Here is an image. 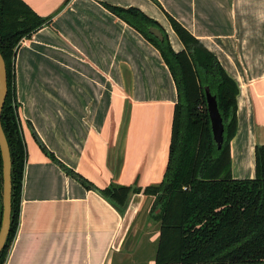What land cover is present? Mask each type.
<instances>
[{
    "label": "crops",
    "instance_id": "obj_1",
    "mask_svg": "<svg viewBox=\"0 0 264 264\" xmlns=\"http://www.w3.org/2000/svg\"><path fill=\"white\" fill-rule=\"evenodd\" d=\"M23 1L51 20L22 41L15 58L27 162L5 264H115L133 251L129 237L146 196L134 194L121 215L39 142L101 190L113 183L146 189L164 179L177 88L159 50L107 4L141 11L179 53L184 45L170 16L219 60L239 87L232 175L256 177V147L264 146V0Z\"/></svg>",
    "mask_w": 264,
    "mask_h": 264
},
{
    "label": "trees",
    "instance_id": "obj_2",
    "mask_svg": "<svg viewBox=\"0 0 264 264\" xmlns=\"http://www.w3.org/2000/svg\"><path fill=\"white\" fill-rule=\"evenodd\" d=\"M106 6L159 50L175 82L178 102L164 179L146 189L113 183L101 190L66 167L39 142L42 151L87 190L99 192L121 215H125L131 195L143 193L153 198L149 218L159 225L155 264H264V146L256 147L254 179L236 180L232 175L238 85L219 60L172 17L171 26L184 45L179 53L173 50L166 34L162 42L149 32L150 28L160 27L138 9ZM50 20L23 0H0V53L8 77L1 122L12 158L13 218L0 264L6 263L17 235L27 162L15 88L16 53L23 40L49 25ZM206 88L216 97L223 118L221 149L212 132ZM2 190L0 150V199ZM0 215L1 227L3 206Z\"/></svg>",
    "mask_w": 264,
    "mask_h": 264
},
{
    "label": "water",
    "instance_id": "obj_3",
    "mask_svg": "<svg viewBox=\"0 0 264 264\" xmlns=\"http://www.w3.org/2000/svg\"><path fill=\"white\" fill-rule=\"evenodd\" d=\"M149 32L158 40L162 42L164 41V35L161 30L157 28H150ZM7 95H8L7 69H6L5 60L0 53V150H1L2 162H3V190H2L3 216L0 227V255L2 254L7 244V240L10 234L11 224L13 220L12 218V158H11L10 147L1 122V115L7 99ZM206 98H207V105H208V111L210 115L214 140L217 143L218 149H221L224 141L223 118L218 108L217 99L215 96L211 94L209 88H206ZM133 195H131V198Z\"/></svg>",
    "mask_w": 264,
    "mask_h": 264
},
{
    "label": "rangeland",
    "instance_id": "obj_4",
    "mask_svg": "<svg viewBox=\"0 0 264 264\" xmlns=\"http://www.w3.org/2000/svg\"><path fill=\"white\" fill-rule=\"evenodd\" d=\"M145 196V200L143 201L136 221L134 222L135 226L129 237L128 243L131 245V248H133V251L131 252L132 254H123L118 258L116 257L115 264H151V258L154 259L156 256L159 225L152 221L148 216L151 204L149 203V196ZM1 209L2 199H0V213Z\"/></svg>",
    "mask_w": 264,
    "mask_h": 264
}]
</instances>
